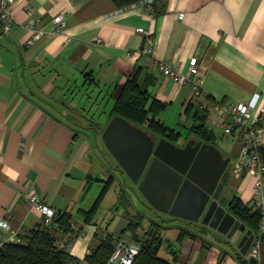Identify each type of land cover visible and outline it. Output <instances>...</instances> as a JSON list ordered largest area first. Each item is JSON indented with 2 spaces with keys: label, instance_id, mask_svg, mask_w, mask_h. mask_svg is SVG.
<instances>
[{
  "label": "crops",
  "instance_id": "crops-1",
  "mask_svg": "<svg viewBox=\"0 0 264 264\" xmlns=\"http://www.w3.org/2000/svg\"><path fill=\"white\" fill-rule=\"evenodd\" d=\"M10 13L15 26L7 35L0 29V220L10 226L0 228L5 243H22L30 229L42 226L44 216L27 199L33 194L70 217L66 232L49 231L57 244L70 237L80 263L104 232L114 241L138 244L122 236L127 208L116 191L110 200L111 185L90 212L105 185L97 153L104 147L76 119L87 106L100 108L103 98L110 113L112 97L128 79L135 77L162 104L156 118L177 135L170 140L177 145L202 140L193 130L201 124L209 136L202 141L217 147L216 129L229 138L198 109L205 99L250 103L254 110L264 106V0H154L152 17L139 2L118 7L113 0H14ZM59 14L66 18L63 32L27 47L29 26L48 27ZM138 28L155 39L153 55L144 52ZM193 57L204 92L198 98L189 84L178 86L154 65L163 61L185 72ZM241 180L247 186L236 198L246 206L250 180L244 175L236 181ZM145 209L157 226L162 258L176 264H249L236 243L208 227ZM149 227L140 221L126 231L140 236ZM170 228L174 234H168ZM250 230L255 241L248 250L255 251L256 264H264V241Z\"/></svg>",
  "mask_w": 264,
  "mask_h": 264
},
{
  "label": "water",
  "instance_id": "water-1",
  "mask_svg": "<svg viewBox=\"0 0 264 264\" xmlns=\"http://www.w3.org/2000/svg\"><path fill=\"white\" fill-rule=\"evenodd\" d=\"M101 141L146 202L172 218L200 223L236 243L246 255L254 235L227 209L230 158L212 144L190 139L178 146L114 115ZM240 194L237 193L236 197ZM161 239L150 228L144 240ZM249 264H256L255 257Z\"/></svg>",
  "mask_w": 264,
  "mask_h": 264
},
{
  "label": "built area",
  "instance_id": "built-area-1",
  "mask_svg": "<svg viewBox=\"0 0 264 264\" xmlns=\"http://www.w3.org/2000/svg\"><path fill=\"white\" fill-rule=\"evenodd\" d=\"M138 2L143 6L146 15L152 17L154 0H140ZM13 3L14 0H0V29L2 35H7L15 26L10 13V7ZM65 23V15L59 14L51 19V24L48 27L44 28L36 24L30 25L31 34L26 39V46L33 47L44 39L62 33ZM136 32L145 36L144 52L153 55L155 52V39L142 28L136 29ZM154 65L163 76L174 81L178 86L189 84L195 98L203 95L201 80L198 76L199 63L197 57L189 60L185 72H181L177 67L163 61H157ZM197 107L206 117H213L215 126L222 131L223 135L240 146L233 160H229L228 168L230 178L235 181L244 175L249 177L251 197L246 206L250 214L259 216V224L255 231L258 240L264 236V163L261 157V151L264 149V106L254 110L250 103L205 99ZM27 199L44 216V226H52L56 232L63 233L62 228L55 221L56 213L52 209L42 205L36 195L29 194ZM0 228L9 230L8 221L0 220ZM106 236L107 233L104 232L100 235V238L104 239ZM4 244L5 240L0 236V248ZM57 245L59 249L72 255L73 245L68 235L63 236ZM139 250V244L118 240L115 242L106 264H132ZM254 252L248 250L245 256L255 257ZM82 264L87 263L82 261Z\"/></svg>",
  "mask_w": 264,
  "mask_h": 264
},
{
  "label": "trees",
  "instance_id": "trees-1",
  "mask_svg": "<svg viewBox=\"0 0 264 264\" xmlns=\"http://www.w3.org/2000/svg\"><path fill=\"white\" fill-rule=\"evenodd\" d=\"M118 7L129 5L140 0H113ZM112 97V96H111ZM114 99L113 107L110 111V118L114 115L120 116L132 124L144 129L150 134L156 137H164L167 140L176 139L177 135L172 129L165 126L158 118L156 113L162 104L157 103L153 97L145 89L139 88L136 83L135 77L128 79L119 89L117 95L112 97ZM89 109L85 110L84 116L92 119L94 116H89ZM201 118L204 120V116ZM109 118V119H110ZM194 132L199 135L202 140L207 139L206 133L203 131V124L193 129ZM261 157L264 163V149L261 151ZM107 184L105 183L100 195L98 196L94 207L90 212L95 211L96 206L99 205L102 200ZM235 200L236 203H233ZM228 208L230 213L234 215L241 222L246 224L253 231L257 230L259 224V216L256 214H250L247 206L243 205L239 199L234 198ZM124 208H127L128 203L124 200ZM70 217L66 214H56L55 221L66 232L70 226ZM134 225L138 223L133 221ZM135 228V227H134ZM134 228L126 227L134 231ZM150 228L156 229V225H151ZM49 229L55 231L52 226H36L30 229L23 237L22 243H5L0 248V264H82L72 255L59 249L57 245V239ZM56 232V231H55ZM133 233V232H132ZM135 233V232H134ZM148 232L141 236L134 234V241L140 245L138 254L134 257L132 264H176L173 261H169L162 258L158 254L157 240L145 241L144 237ZM264 241V236L261 238ZM114 239L107 234L104 239H101L100 245L91 250L83 259L87 264H106L109 256L111 255L114 245ZM169 250V248H168ZM172 254V251L169 250Z\"/></svg>",
  "mask_w": 264,
  "mask_h": 264
},
{
  "label": "rangeland",
  "instance_id": "rangeland-1",
  "mask_svg": "<svg viewBox=\"0 0 264 264\" xmlns=\"http://www.w3.org/2000/svg\"><path fill=\"white\" fill-rule=\"evenodd\" d=\"M105 103H106V98H103V100H101V104H100L101 107L100 108L97 109L96 106H94V108L88 107V106L86 107V109L88 108L90 110L89 116H92V115L94 116L92 118L93 120L90 118H88V119L87 118H81V116L84 113H82L81 116L76 115V119L80 125V126H78V128H81V129H84L87 131L91 130L90 132H92L93 136L96 138L95 140L98 141L97 142L98 146H100V147H104V145L101 141V138H100L101 132L103 131L107 121L110 118L109 117L110 114L107 111L109 109L110 103L106 107H105ZM201 114L204 115L203 113H201ZM179 129H180V131L185 130L183 128H179ZM216 130H215V138H214V144L217 146L216 148L221 153H223L225 157H229L231 160H233V158L235 157V154L238 152L240 146L233 141L231 142V140H229V138L221 137L220 131L216 132ZM104 149H105V147H104ZM104 149H102V148L97 149V153L99 154L98 157L100 156V158H101V160H98V163L100 165L99 169L101 171L100 174L102 176V180H104V183L107 184L108 188L111 185V187L109 189L110 200L112 199L113 194L115 195V191H116V195L118 196V202L126 200L129 207L131 206L133 208V209L132 208L128 209L129 207L127 206L124 218L128 219L129 221L126 224V227L132 228L133 227L132 224L134 223L133 221H137L138 223L140 221H144V223L147 222L148 226L151 227V225L155 224V223H153V220H151L152 213H150L149 210L147 211L145 209V207L149 206L151 208V206L146 202L144 197L137 190V187L134 186L132 184V182H130V180L124 174L123 175L120 174V173H122L120 167L117 165L116 162L114 163L112 158L109 156V153L107 152V150H104ZM104 153L106 154L105 156H107V159H109V161H108L109 163L106 161H103L102 157L104 156ZM112 183H115V184H112ZM245 185L247 186L246 180L235 181L233 179H230L228 181V184L226 185V187L231 193H233V192H235V190H238L241 187H244ZM105 192H106V190H105ZM107 197L108 196L106 195V201L108 200V202H109L110 201L109 197L108 198ZM119 199H120V201H119ZM130 200H131V202H130ZM106 201L103 203H106ZM233 201H232L233 203H236L235 200H233ZM121 204H123V203H121ZM138 209L141 210V212H138ZM152 211L154 213H159V211H156L155 209H152ZM113 214L115 215V213H113ZM159 216L161 218H166V216L161 215V214H159ZM176 220H178V219H176ZM244 228H246L245 224H244ZM167 232L170 235V234H174L175 231L172 228H170V229H168ZM145 233L140 234V237L141 236L143 237V235H145ZM134 234L135 233L134 232L131 233L130 230H128V231L125 230L122 233V236L129 239V240L131 239L133 241ZM162 253H163V249L161 248L160 254H162Z\"/></svg>",
  "mask_w": 264,
  "mask_h": 264
},
{
  "label": "flooded vegetation",
  "instance_id": "flooded-vegetation-1",
  "mask_svg": "<svg viewBox=\"0 0 264 264\" xmlns=\"http://www.w3.org/2000/svg\"><path fill=\"white\" fill-rule=\"evenodd\" d=\"M159 138H161V137H158V139ZM173 143V142H172ZM175 144V143H174ZM177 145V144H176ZM178 146H184V145H178ZM227 169H228V171H229V168H228V166H227ZM231 178H230V172H229V180H230ZM228 180V181H229ZM236 194H237V190H235V192H233V193H231L229 190H228V201H227V206H226V208L228 207V205H229V203L234 199V198H236Z\"/></svg>",
  "mask_w": 264,
  "mask_h": 264
}]
</instances>
